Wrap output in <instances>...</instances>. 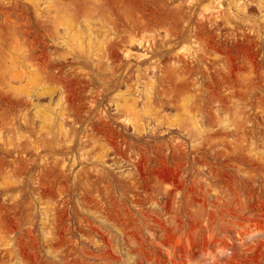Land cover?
<instances>
[{
    "label": "rangeland",
    "instance_id": "1",
    "mask_svg": "<svg viewBox=\"0 0 264 264\" xmlns=\"http://www.w3.org/2000/svg\"><path fill=\"white\" fill-rule=\"evenodd\" d=\"M0 264H264V0H0Z\"/></svg>",
    "mask_w": 264,
    "mask_h": 264
}]
</instances>
